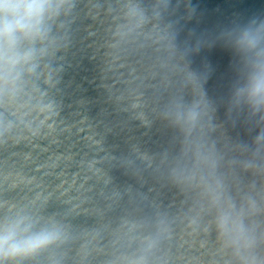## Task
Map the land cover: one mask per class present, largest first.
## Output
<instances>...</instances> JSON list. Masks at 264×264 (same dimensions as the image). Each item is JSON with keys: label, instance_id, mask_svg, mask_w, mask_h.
Here are the masks:
<instances>
[{"label": "water", "instance_id": "95a60500", "mask_svg": "<svg viewBox=\"0 0 264 264\" xmlns=\"http://www.w3.org/2000/svg\"><path fill=\"white\" fill-rule=\"evenodd\" d=\"M254 10L63 0L0 89V222L61 232L18 264H260L251 107L238 95Z\"/></svg>", "mask_w": 264, "mask_h": 264}, {"label": "clouds", "instance_id": "9594fccd", "mask_svg": "<svg viewBox=\"0 0 264 264\" xmlns=\"http://www.w3.org/2000/svg\"><path fill=\"white\" fill-rule=\"evenodd\" d=\"M63 0H0V89L13 84L24 66L35 56L33 45L47 37L46 20L56 15ZM260 31H245L237 47L252 54L243 95L253 109L264 108V47ZM196 113L190 110L188 119ZM219 227L228 226V216H221ZM242 231V226H239ZM61 232L56 227L34 231L31 223L11 219L0 222V264H18L56 243Z\"/></svg>", "mask_w": 264, "mask_h": 264}]
</instances>
